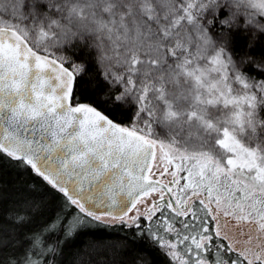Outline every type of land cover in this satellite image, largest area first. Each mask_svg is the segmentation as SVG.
<instances>
[{
  "label": "snow or ice",
  "instance_id": "1",
  "mask_svg": "<svg viewBox=\"0 0 264 264\" xmlns=\"http://www.w3.org/2000/svg\"><path fill=\"white\" fill-rule=\"evenodd\" d=\"M0 264H264V0H0Z\"/></svg>",
  "mask_w": 264,
  "mask_h": 264
},
{
  "label": "trees",
  "instance_id": "2",
  "mask_svg": "<svg viewBox=\"0 0 264 264\" xmlns=\"http://www.w3.org/2000/svg\"><path fill=\"white\" fill-rule=\"evenodd\" d=\"M7 179H9L11 182L16 183V184L23 187V186L27 185L29 182H31L32 180H34L35 178L29 174V175H24V176H20V177L9 176V177H7ZM37 183H39V181H37ZM46 215H48V214L46 213ZM120 235H121V233L119 232V230H113L111 232H102V233H96L95 234L96 238L104 237L105 238L104 239L105 244L117 243L119 241ZM85 239L91 240V237H80L77 239L76 244L79 245ZM126 259H130V257H127Z\"/></svg>",
  "mask_w": 264,
  "mask_h": 264
}]
</instances>
